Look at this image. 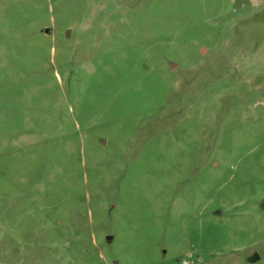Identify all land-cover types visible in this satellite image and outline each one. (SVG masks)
I'll return each mask as SVG.
<instances>
[{
	"label": "rangeland",
	"instance_id": "rangeland-1",
	"mask_svg": "<svg viewBox=\"0 0 264 264\" xmlns=\"http://www.w3.org/2000/svg\"><path fill=\"white\" fill-rule=\"evenodd\" d=\"M184 261L264 264V0H0V264Z\"/></svg>",
	"mask_w": 264,
	"mask_h": 264
},
{
	"label": "water",
	"instance_id": "water-1",
	"mask_svg": "<svg viewBox=\"0 0 264 264\" xmlns=\"http://www.w3.org/2000/svg\"><path fill=\"white\" fill-rule=\"evenodd\" d=\"M257 257H255V256H252V257H250V260H255Z\"/></svg>",
	"mask_w": 264,
	"mask_h": 264
},
{
	"label": "built area",
	"instance_id": "built-area-1",
	"mask_svg": "<svg viewBox=\"0 0 264 264\" xmlns=\"http://www.w3.org/2000/svg\"><path fill=\"white\" fill-rule=\"evenodd\" d=\"M183 264H187V261H184Z\"/></svg>",
	"mask_w": 264,
	"mask_h": 264
}]
</instances>
